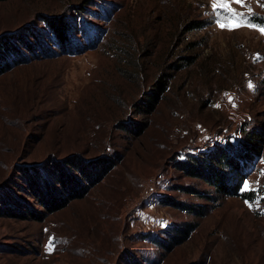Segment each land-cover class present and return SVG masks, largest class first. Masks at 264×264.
Returning a JSON list of instances; mask_svg holds the SVG:
<instances>
[{"label":"rangeland","instance_id":"1","mask_svg":"<svg viewBox=\"0 0 264 264\" xmlns=\"http://www.w3.org/2000/svg\"><path fill=\"white\" fill-rule=\"evenodd\" d=\"M228 2L264 26V0ZM213 3L0 0V264H264V34L221 29ZM219 148L250 155L252 190L176 167ZM58 168L85 192L52 208Z\"/></svg>","mask_w":264,"mask_h":264},{"label":"trees","instance_id":"2","mask_svg":"<svg viewBox=\"0 0 264 264\" xmlns=\"http://www.w3.org/2000/svg\"><path fill=\"white\" fill-rule=\"evenodd\" d=\"M47 25L49 26L50 33H53L57 38L59 45L62 48L69 49L70 37L67 33L69 28L68 23L63 20H57L54 22L49 20ZM6 49L12 53L10 48L8 49V47H6ZM164 85L165 82L162 79L157 80L155 83L158 92H163ZM156 95V93L149 95L150 100L145 103L147 110L151 111L153 109L156 102ZM253 136L257 137L256 134H253ZM249 157L250 155L247 152L242 156H234L229 150L227 151L224 148H219L214 152L201 153L200 155L177 161L176 167L189 177L203 180L216 194H218L219 197L242 196V194H239L244 178V175L241 172V167L243 166V162L247 163ZM69 164L76 169L78 168V166L70 161ZM107 169L108 168H106L105 165L102 167V165L99 164L97 169L91 168L89 171L82 173L91 182V180L97 181L101 179L107 173ZM63 174L64 172L58 168L57 174L54 177L57 181L63 183V192L65 196L61 195V192L58 191L55 193V190L50 187L52 192H54V197H50L49 204L52 208L61 206L65 203V198L75 199L79 196L81 197L85 192L84 186L77 185V182L75 184H70L68 181H65L64 184V182H62ZM47 187L49 186L47 185ZM174 205L180 206L181 204L176 203ZM196 212L200 214L199 211L196 210ZM194 229L195 226L191 225H189L187 229L176 228L174 232H177L179 235L178 240L177 238H174V241L179 242L182 239H185Z\"/></svg>","mask_w":264,"mask_h":264},{"label":"snow or ice","instance_id":"3","mask_svg":"<svg viewBox=\"0 0 264 264\" xmlns=\"http://www.w3.org/2000/svg\"><path fill=\"white\" fill-rule=\"evenodd\" d=\"M233 2L242 4L243 0H233ZM212 8L217 14L216 22L221 29L227 28L228 30H234L239 27H250L264 34V26H257L252 22L250 16H245L244 14L234 12L231 9L228 0H214ZM249 13L251 14V9H249ZM257 58L259 59L260 57ZM249 87L251 88L253 87V85L249 83ZM229 102H232L231 97H229ZM216 107H219V105H216ZM248 190L252 189H250L249 183L247 182V180H245L244 182H242V191ZM261 199H264V197H261ZM256 203L258 204L259 200H257ZM249 207H252V205L249 204ZM52 245L53 241H50L49 251L52 250Z\"/></svg>","mask_w":264,"mask_h":264}]
</instances>
